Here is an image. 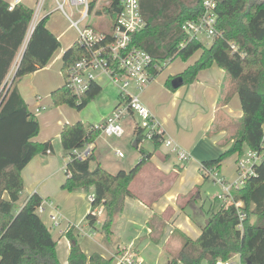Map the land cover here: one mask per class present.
I'll return each instance as SVG.
<instances>
[{
	"label": "trees",
	"instance_id": "1",
	"mask_svg": "<svg viewBox=\"0 0 264 264\" xmlns=\"http://www.w3.org/2000/svg\"><path fill=\"white\" fill-rule=\"evenodd\" d=\"M104 2L107 5L99 11V0H93L90 13L96 9L98 15L103 12L115 22L121 11L120 0ZM203 2L140 0L146 26L132 35L130 47L151 55L153 77L165 64L177 58L188 60L201 50L197 61L180 75L184 84L192 83L200 71L214 64L231 79L243 111L240 135L219 158L202 165L205 169L216 167L219 170L228 157L238 154L241 158L246 148L264 151V0H217V27L222 36L211 41L209 46L201 40H191L182 30L186 21L198 19ZM48 19V16L41 18L32 29L34 10L21 5L10 10L9 3L0 0V264H61L57 242L38 212L42 197L33 194L20 209L16 208L25 188L22 171L37 155L47 154L48 150L52 152L51 141L34 140L40 133V123L18 88L24 76L45 68L60 48L58 38L47 26ZM232 45L236 46L235 51ZM87 54L78 42L64 53L62 73L65 79L67 69ZM101 90L102 87L94 82L85 94L77 96L65 82L52 92V105H66L81 111ZM144 133L145 128L137 125L138 144L145 140ZM101 135L95 125L76 122L64 126L61 141L70 160L62 189L68 192L93 189L92 208H105L102 231L110 235L126 198L132 196L131 183L152 153L141 149V161L129 171L111 173L100 165L92 169V153L82 161L75 158L73 151L92 145ZM153 142L155 147L161 146L159 136ZM255 172L256 175L236 193V199L244 203L248 215L243 232L238 229V215L233 206L217 212L204 210L197 204L200 195L196 193L189 206L194 215L207 218L208 224L202 226L197 239L185 241L172 257L171 264H218L236 255L240 257V264H264V158L256 165ZM205 178L209 177L205 175ZM253 217L255 222H252ZM88 219L92 226L98 221L92 211ZM67 237L71 243L67 264H113V258L107 259L98 253L87 256L71 231Z\"/></svg>",
	"mask_w": 264,
	"mask_h": 264
},
{
	"label": "crops",
	"instance_id": "2",
	"mask_svg": "<svg viewBox=\"0 0 264 264\" xmlns=\"http://www.w3.org/2000/svg\"><path fill=\"white\" fill-rule=\"evenodd\" d=\"M5 1L10 4L13 0ZM37 2L38 0H22L19 5L35 10ZM55 9L56 7L45 9L44 5L39 20L49 17L47 26L58 38L60 48L45 68L24 76L18 83L30 112L39 119L40 133L34 140L39 143L51 141L52 152L37 155L22 171L25 188L16 203L17 208L20 209L33 194L42 197L45 211L39 215L57 242L56 251L61 264L68 263L71 243L67 233L70 231L87 256L98 253L107 259L113 258V264H118L125 256L139 258L142 260L140 264H171L172 257L180 251L185 241L189 238L197 239L201 235L202 226L208 222L207 218L194 215L189 202L196 193L200 195L198 202L201 200L199 184L203 179L204 182L209 179L205 178L202 171L203 163L219 158L231 147L234 138L240 135L243 111L239 96L235 93L231 79L215 64L200 71L192 83L184 84L178 89L170 87L169 81L172 82L193 65L198 54L188 60L175 59L159 71L140 94V98L162 125L164 138L176 140L190 152L192 159L187 163L179 162L163 145L157 148L153 141L146 140L153 148L144 151L152 153V157L131 183L132 196L126 198L122 213L116 217L111 234L107 235L102 231L105 214L103 206L98 208L100 213L95 225L92 226L88 219L92 210L90 189H77L73 192L62 189L66 180L64 168L70 158L62 146L61 133L66 124L84 122L76 120L78 115L69 113L66 105L56 107L53 114L57 117L56 120L51 116H39L42 110L53 106L52 92L64 86L63 56L78 40V33L71 24L66 28L56 24ZM200 55L201 52L199 57ZM100 77L112 83L107 76ZM103 99L106 100L107 107L97 114L96 120L100 121L98 125L104 123L113 110L123 103L121 92L116 106L115 97ZM95 101L96 99L91 103ZM36 110H40L39 113ZM127 117L133 120L135 115ZM48 123L49 127L45 128ZM131 125L136 137L137 125ZM98 139L90 145L95 162L91 163L92 169L100 165L109 172L110 169L117 170L111 172L117 173L120 170L129 171L141 161L130 169L122 168L121 164L116 165V169L108 167V159L104 157L102 144ZM134 143H137L136 140ZM140 144L137 143L136 149ZM249 150L246 148L245 153ZM239 158L238 154H234L226 161L232 162L236 169ZM224 163L225 161L221 168ZM179 174L182 175V183L175 188L173 182ZM188 207L190 211H187ZM222 208L221 203L220 210ZM43 214H46V218ZM52 215L58 216V225L51 220ZM218 264H240V257L236 255L228 262Z\"/></svg>",
	"mask_w": 264,
	"mask_h": 264
},
{
	"label": "built area",
	"instance_id": "3",
	"mask_svg": "<svg viewBox=\"0 0 264 264\" xmlns=\"http://www.w3.org/2000/svg\"><path fill=\"white\" fill-rule=\"evenodd\" d=\"M93 0H55L57 11L67 17L78 33L77 42L84 47L88 54L75 63L66 71L68 87L77 96L85 94L100 75L107 76L110 81L119 87L123 103L116 107L109 118L96 127L102 135L121 138L125 134L121 122L130 115L138 116L142 119L145 128V140L153 141L159 136L161 145L177 157L179 162L187 163L192 159L189 151L183 148L176 140L164 138L162 125L155 119L142 102L140 94L150 84L154 78L150 69L153 59L146 51L130 47L132 35L140 32L146 26V22L141 14L140 0H120L121 11L116 18L110 37L98 31L90 25L80 27L90 14V5ZM22 0H13L9 4V9L13 10ZM46 0H38L37 8L34 10V21L32 29L40 18ZM217 0H204L203 11L197 20L186 21L182 30L191 40H201L206 38L210 42L222 36L218 30ZM75 8L79 14L77 20H73L72 13L68 14L66 7ZM232 50L236 46L232 45ZM166 65V64H165ZM158 69V67H157ZM40 110H36L39 113ZM161 136V137H160ZM264 146V143H263ZM47 153H51L50 150ZM119 157H124L123 152L117 150ZM76 159L86 160L91 155L90 145L73 151ZM264 158V151L258 152L249 150L237 161L236 177L233 180L220 179L217 177L216 167L205 169L203 173L210 178L213 176L215 182L220 186L221 192L217 195V200L222 203L223 208L231 206L235 208L238 215V229L243 232L244 223L248 218L244 210V203L236 199V193L240 192L249 179L256 175L255 167ZM67 167L64 168L66 173ZM95 198L94 193L90 195L92 204ZM98 208H92L93 216H99ZM45 211L43 203L39 206L38 212ZM51 220L58 225V216L52 215ZM142 260L134 256H125L118 261V264H140Z\"/></svg>",
	"mask_w": 264,
	"mask_h": 264
},
{
	"label": "rangeland",
	"instance_id": "4",
	"mask_svg": "<svg viewBox=\"0 0 264 264\" xmlns=\"http://www.w3.org/2000/svg\"><path fill=\"white\" fill-rule=\"evenodd\" d=\"M45 3H46L45 9L57 7L55 0H46ZM104 4H105L104 0H99V6H98L99 11H103ZM106 5L107 4H105V6ZM36 8H37V6H36ZM66 11L68 12V14L72 13L71 18L73 20H77L79 18V14L75 8H70L67 6ZM54 19H55V22L57 25L64 27V28H66L68 25L71 24L70 20L67 17H65L64 14L61 13L60 11H57V13H55ZM86 25H90L94 28H97L99 31H101L103 33L110 34L112 32L114 22L110 19L109 16L105 15L103 12L98 15L96 13V9H95V10H93V12H91L89 14V17L83 23L80 24V27L83 28ZM71 32L74 33V31L72 29H71ZM202 42L207 46H209V44H210V41L207 40L206 38H202ZM199 52L202 53V51L200 50L196 53V54H198V58H199ZM196 54H194V56ZM177 59H181V58H177ZM14 72H15V66L9 75L10 81L13 79ZM97 82L102 85V90L97 95V97L95 98L96 99L95 103L90 102L81 111L73 109L69 106H67V109H66V110H68L69 113L72 112L74 114V116L78 115V118H75V119L76 120H78V119L82 120L85 124L98 125L100 123V121L98 122L96 120L97 114L102 112V111H105V108L107 107L106 106V100H104L103 97L113 96L117 99L115 106L118 103V95L120 93L119 88L117 86L113 85L112 83H110L109 80H107L106 78H103V77L97 78ZM114 107H113V109H114ZM55 109H56L55 106H52L51 108L47 107L46 109L42 110V112L39 116H42L43 118H46L45 116H51L53 119L56 120L57 117L55 115H53V114H55L54 113ZM37 119H38V117H37ZM38 121H39V119H38ZM131 123L133 125H135V124L141 125V124H143V121L138 116H135L133 118V120L128 119V117H125L124 120H122V122H121L123 128L125 129V134L123 137L118 138V137H113V136L102 135L98 139L99 142H101V144H102L101 147H102L103 155H104V157H106L108 159V162L106 165H108V167H110L112 169H116L115 167L118 164H121L123 166L122 168H129L130 169L133 165H135L137 162H139L141 160V158H142L141 149L150 150L151 148H153V145L146 140H143L141 142L138 149L134 148V142L136 140V137L133 133V126L131 125ZM47 127H49V123L45 125V128H47ZM118 149L121 152H123V154L125 155L124 158H121L116 154ZM92 162H94V161H92ZM131 163H133V164H131ZM110 168H108V169H110ZM113 171H117V170H111L110 169V172H113ZM216 173H217V177L220 179L224 178L226 180H233L236 177V169H234L232 162H229L226 160H225L223 167L219 171H216ZM181 176L179 174V176H177L174 179L173 183L175 185V188H177L179 186V184L182 183V180H181L182 177ZM199 186H200V190H201V200L199 202H197V204L202 205L204 207V210H212L213 209L215 212L219 211L221 208V203L216 199L217 198L216 196L221 192V188L215 182V178L213 176H210V178L205 182L203 179V181L200 182ZM92 191L93 190L90 189L89 195H92ZM214 201L216 203H213ZM17 207H18V204L16 205V208ZM187 211H190L189 207H188ZM43 216H44V218H46V214H43ZM199 221L201 222V220H199ZM252 222H255L254 217L252 218ZM53 233L55 234V232H53Z\"/></svg>",
	"mask_w": 264,
	"mask_h": 264
},
{
	"label": "water",
	"instance_id": "5",
	"mask_svg": "<svg viewBox=\"0 0 264 264\" xmlns=\"http://www.w3.org/2000/svg\"><path fill=\"white\" fill-rule=\"evenodd\" d=\"M183 85H184V79L182 76H178L174 78L171 82V86L173 89H178ZM134 147L137 148V143H134ZM206 224H208V222H206Z\"/></svg>",
	"mask_w": 264,
	"mask_h": 264
}]
</instances>
